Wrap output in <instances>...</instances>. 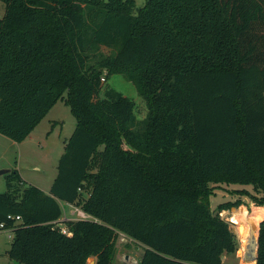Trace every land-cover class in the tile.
Instances as JSON below:
<instances>
[{
    "label": "trees",
    "instance_id": "16d2710c",
    "mask_svg": "<svg viewBox=\"0 0 264 264\" xmlns=\"http://www.w3.org/2000/svg\"><path fill=\"white\" fill-rule=\"evenodd\" d=\"M1 1L0 135L23 141L58 100L76 120L47 193L5 174L6 256L113 264L119 235L142 247L137 264L234 255L220 212L242 201L209 198L213 185H251L233 193L264 205V0ZM114 74L144 99L143 120L103 83ZM63 203L91 219L58 222Z\"/></svg>",
    "mask_w": 264,
    "mask_h": 264
},
{
    "label": "rangeland",
    "instance_id": "374dc122",
    "mask_svg": "<svg viewBox=\"0 0 264 264\" xmlns=\"http://www.w3.org/2000/svg\"><path fill=\"white\" fill-rule=\"evenodd\" d=\"M134 2L135 6H141L145 3V0H134ZM4 12L5 5L0 0V19L3 17ZM102 51L104 53L109 52L105 48H102ZM106 82L133 99L137 120H143L146 117L148 111L147 105L142 96L137 93L132 82L125 80L120 74L112 75L103 83ZM75 122L76 120L69 106L64 101L58 100L23 141L19 143L14 142L0 135V169L15 170L24 185H34L47 193L57 173V161L63 152L64 141L71 135ZM241 189H246L249 193L256 194L251 185L240 186L220 183L213 185V195L209 198L212 209H215L218 203L225 201H234L235 199L242 201L239 206L224 209L220 212V216L223 215L225 220L230 221L229 224L231 225L236 245L234 255L227 257L224 255L226 258H224L223 264H253L252 261L255 259L249 256L247 251L257 244V237L255 244L242 246L240 234L244 230L242 229L241 231L238 228L239 225L242 228L243 225H247L248 222L252 221V217L256 211L262 210L263 212L260 216L262 215L264 218V205H257L247 195L233 193V191ZM5 190V175H0V192H4ZM62 210L65 213L66 206L62 205ZM234 215L237 218L236 222L231 221V217L233 218ZM70 217L75 220L79 218L73 214ZM258 224L256 235L258 233ZM11 238L12 233L10 231H0V264H19L17 261L9 259L5 254V250L9 248ZM142 251V247L139 244L119 235L116 239L114 261H122L124 256L128 255L130 262H132L130 264H137ZM90 259L93 261L92 264H95V257L91 256L87 261Z\"/></svg>",
    "mask_w": 264,
    "mask_h": 264
},
{
    "label": "bare ground",
    "instance_id": "6f19581e",
    "mask_svg": "<svg viewBox=\"0 0 264 264\" xmlns=\"http://www.w3.org/2000/svg\"><path fill=\"white\" fill-rule=\"evenodd\" d=\"M262 210L256 211L252 217V221L248 222L247 225H243L242 228H239L241 231L242 229L244 230V232H242L241 235V243L242 246L247 245V244H255L256 241V231H257V223H259V221H261V219L263 218L262 215L260 216V214L262 213ZM241 216V215H240ZM236 216L234 215V217H231V221L236 222L237 218H235ZM245 218V217H244ZM247 218V217H246ZM239 224V222H238ZM255 250H256V244L253 245V247H251V250H248V255L251 256L253 259L255 258ZM128 263H132L130 262V259L128 258L127 260Z\"/></svg>",
    "mask_w": 264,
    "mask_h": 264
},
{
    "label": "built area",
    "instance_id": "2783aa9c",
    "mask_svg": "<svg viewBox=\"0 0 264 264\" xmlns=\"http://www.w3.org/2000/svg\"><path fill=\"white\" fill-rule=\"evenodd\" d=\"M70 206L73 208V210H74V212L72 213V214H74V215H77L79 218H77L76 220H86V219H91V217L88 215V214H85L79 207H74L73 205H71L70 204ZM223 220H225V218L223 217V215L222 216H220ZM7 218H9V219H15V220H19V217L18 216H14V217H12V216H7ZM226 222H230V221H227V220H225ZM12 229L13 228H6L5 226H4V224L3 223H0V231H2V230H8V231H12ZM61 231L62 232H66V229L65 228H62L61 229ZM121 236H123V235H121ZM243 249V248H242Z\"/></svg>",
    "mask_w": 264,
    "mask_h": 264
},
{
    "label": "crops",
    "instance_id": "0c3cea01",
    "mask_svg": "<svg viewBox=\"0 0 264 264\" xmlns=\"http://www.w3.org/2000/svg\"><path fill=\"white\" fill-rule=\"evenodd\" d=\"M32 132V131H31ZM30 132V133H31ZM29 136V135H28ZM27 136V137H28ZM10 171H11V169H9ZM45 192V191H44ZM63 206H66V210H65V213H63V210H62V215H61V217L58 219V222H64V221H70V220H75V219H73V218H71L70 217V215L74 212V210H73V208L70 206V204H67V203H63L62 204ZM62 205H61V207H62ZM75 207V206H74ZM74 215V214H73ZM63 227H65V226H63ZM7 250H8V248H7ZM7 250H5V254H6V252H7ZM226 257L227 256H231V255H225ZM225 256H222V264H223V261H224V258H226ZM252 263L254 264L255 262H254V260L252 261Z\"/></svg>",
    "mask_w": 264,
    "mask_h": 264
},
{
    "label": "water",
    "instance_id": "95a60500",
    "mask_svg": "<svg viewBox=\"0 0 264 264\" xmlns=\"http://www.w3.org/2000/svg\"><path fill=\"white\" fill-rule=\"evenodd\" d=\"M9 172H10L9 169H0V175H5ZM256 250H257V244H256ZM256 250H255V258H256ZM128 258H129V256L125 255L122 261L116 260L113 262V264H130L127 262ZM92 263H93L92 259L87 261V264H92Z\"/></svg>",
    "mask_w": 264,
    "mask_h": 264
}]
</instances>
